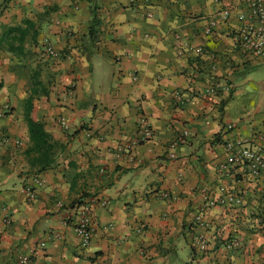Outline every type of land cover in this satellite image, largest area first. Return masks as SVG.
<instances>
[{"label":"crops","instance_id":"1","mask_svg":"<svg viewBox=\"0 0 264 264\" xmlns=\"http://www.w3.org/2000/svg\"><path fill=\"white\" fill-rule=\"evenodd\" d=\"M96 4L94 23L90 0H0V264H264V170L223 171L228 143L264 144V57L235 36L244 0ZM142 118L153 138L119 151ZM30 119L61 145L39 173Z\"/></svg>","mask_w":264,"mask_h":264},{"label":"built area","instance_id":"2","mask_svg":"<svg viewBox=\"0 0 264 264\" xmlns=\"http://www.w3.org/2000/svg\"><path fill=\"white\" fill-rule=\"evenodd\" d=\"M245 5L248 8L247 13H240L239 18L242 25L236 32V41L238 47L247 55L264 57V0H244ZM231 13V8L225 10L222 14L228 17ZM151 16V14H149ZM46 53L53 57L58 56V52L51 46L46 47ZM213 89L209 90V93H213ZM63 128L67 129L68 124L62 117L59 120ZM229 127H232L230 125ZM155 132L150 121L147 118H142L137 135L132 141L129 142L125 147H119V151H130L138 144L149 141L153 138ZM189 135V131H183L178 135L170 144V158H175L176 153L174 149L177 145L184 142L185 138ZM259 140L264 143V137L258 136ZM19 143V142H17ZM228 150L230 151L229 163L223 165V171H230L235 167H246L251 171L254 176H259L264 170V144L256 146L252 141H233L228 143ZM38 185L42 186L41 181L37 182ZM30 196H34L35 193L28 191ZM238 201L237 195L229 193L225 197L217 201L218 204L235 203ZM211 204H215V201H211ZM90 206L84 204L79 209V218L74 225V231L77 238L80 241V246L86 249L90 246L92 236L96 231V222L93 220ZM62 235L59 232H49L45 239L41 241V246L45 247L50 240L61 239ZM199 246L205 247L204 242L200 241ZM29 258L25 255L18 257L19 264H26Z\"/></svg>","mask_w":264,"mask_h":264},{"label":"trees","instance_id":"3","mask_svg":"<svg viewBox=\"0 0 264 264\" xmlns=\"http://www.w3.org/2000/svg\"><path fill=\"white\" fill-rule=\"evenodd\" d=\"M96 1L92 2V12L94 13V23H97L96 15ZM91 32H93V25L91 26ZM30 129V146L26 150V158L30 169L36 173L47 170L54 163V152L61 146L58 142L54 141L50 134L45 130L44 123L41 121L29 120Z\"/></svg>","mask_w":264,"mask_h":264}]
</instances>
